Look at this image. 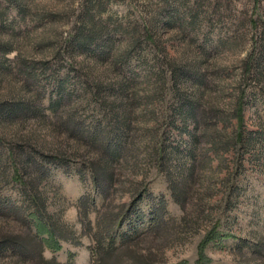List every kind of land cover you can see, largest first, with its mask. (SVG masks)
Returning <instances> with one entry per match:
<instances>
[{
	"label": "rangeland",
	"instance_id": "374dc122",
	"mask_svg": "<svg viewBox=\"0 0 264 264\" xmlns=\"http://www.w3.org/2000/svg\"><path fill=\"white\" fill-rule=\"evenodd\" d=\"M112 245L264 264V0H0V264Z\"/></svg>",
	"mask_w": 264,
	"mask_h": 264
},
{
	"label": "trees",
	"instance_id": "16d2710c",
	"mask_svg": "<svg viewBox=\"0 0 264 264\" xmlns=\"http://www.w3.org/2000/svg\"><path fill=\"white\" fill-rule=\"evenodd\" d=\"M191 110H192L191 115L193 116L194 119H196V112H197L196 105L191 104ZM111 166H112V163L109 162L106 164V166H103V168L101 169V164L99 166H96L95 164H93L92 171H93L94 176L97 179H99V181L101 180V177H103L104 179H107L108 181L111 182L112 175H111V172L109 173V171L111 170ZM176 194L178 195V198L184 195L182 192L179 191V189L177 190ZM2 241L4 243L12 242L10 238H5ZM14 244L18 245V247L16 246L18 250L23 248L25 251L27 250L26 253H29L28 251L33 252V249L28 245L19 244L16 242ZM37 247H38V250H36L35 252L39 251V254L41 255L42 253L41 246L37 245ZM120 250L118 248H114L113 245L108 249H103L100 246L97 251V264H124V258H125L123 255L124 252L120 253L119 252ZM40 263L41 264H58L55 260H52L51 262H48V263H45L44 261H40Z\"/></svg>",
	"mask_w": 264,
	"mask_h": 264
}]
</instances>
